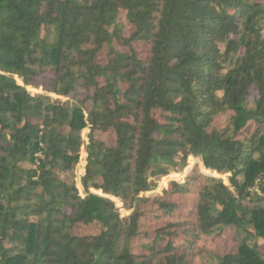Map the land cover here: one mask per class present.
<instances>
[{
    "label": "trees",
    "instance_id": "1",
    "mask_svg": "<svg viewBox=\"0 0 264 264\" xmlns=\"http://www.w3.org/2000/svg\"><path fill=\"white\" fill-rule=\"evenodd\" d=\"M229 228L217 264H264V0H0V264H211Z\"/></svg>",
    "mask_w": 264,
    "mask_h": 264
},
{
    "label": "rangeland",
    "instance_id": "2",
    "mask_svg": "<svg viewBox=\"0 0 264 264\" xmlns=\"http://www.w3.org/2000/svg\"><path fill=\"white\" fill-rule=\"evenodd\" d=\"M36 88H37L36 90L44 91V90H41L40 87H36ZM35 91H33V92H35ZM255 96H256V93L253 92V95L251 96L252 99H254ZM63 100H65V99H63ZM88 132H89L88 128H85L83 130L82 134H83L84 140H87ZM83 149H84L83 152L85 153V147H83ZM192 164H194L193 161H192ZM205 172L208 173V171H205ZM222 177L227 180L226 175H222ZM169 178L170 177L167 176L164 179H162V181L159 183L158 188L156 190L161 192L163 190V188L168 185ZM122 211L124 214L129 213L126 210H122ZM77 232L80 234H85V233H92V232H97V231H96V227L89 228V227L83 226V227H79L77 229ZM235 234H236V231L232 228H229L221 234L216 233L214 236L210 237L207 242H203V245H206V247L210 250V255H209V257L206 258V261L210 262L211 264H217V258L216 257L218 255H223L229 251L235 250L237 248V245H238L237 241L235 240ZM259 242L262 244V249L264 250V239H260Z\"/></svg>",
    "mask_w": 264,
    "mask_h": 264
},
{
    "label": "built area",
    "instance_id": "3",
    "mask_svg": "<svg viewBox=\"0 0 264 264\" xmlns=\"http://www.w3.org/2000/svg\"><path fill=\"white\" fill-rule=\"evenodd\" d=\"M29 91H35L33 88L31 87H28ZM81 175H82V170H78V180L80 181L81 180Z\"/></svg>",
    "mask_w": 264,
    "mask_h": 264
}]
</instances>
